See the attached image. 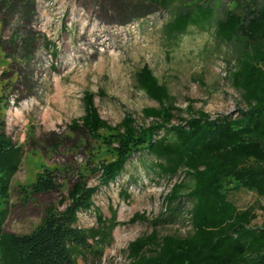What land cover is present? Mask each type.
Wrapping results in <instances>:
<instances>
[{"label": "rangeland", "instance_id": "374dc122", "mask_svg": "<svg viewBox=\"0 0 264 264\" xmlns=\"http://www.w3.org/2000/svg\"><path fill=\"white\" fill-rule=\"evenodd\" d=\"M166 1L164 8L151 0H0V92L6 100L0 101V126L23 153L5 231L30 234L47 208L56 209L61 195L81 179L96 192L94 207L77 212L78 225H97L98 212L111 220L78 264H127L128 241L152 229L150 222L132 218L166 213L164 195L178 177L156 173L150 168L153 157L142 152L131 155L117 178L103 184L101 172L93 169L102 160H114L111 147L102 135L94 139L68 127L83 114L85 93L108 123L114 125L131 112L138 124L147 125L150 119L142 109L157 103L136 85L135 72L148 65L181 108L216 117L244 106L230 76L243 43L215 35L216 20L235 0ZM191 2L208 4L216 17L170 36L167 21ZM46 180L55 188L38 191L36 184ZM231 198L240 208L264 205V198L247 190ZM183 216L185 212L157 227L161 233L179 229L184 234L189 225ZM262 217L259 210L256 222Z\"/></svg>", "mask_w": 264, "mask_h": 264}, {"label": "trees", "instance_id": "16d2710c", "mask_svg": "<svg viewBox=\"0 0 264 264\" xmlns=\"http://www.w3.org/2000/svg\"><path fill=\"white\" fill-rule=\"evenodd\" d=\"M151 1L167 7L166 0ZM182 6L165 26L172 37L216 17L208 4L191 2ZM215 35L226 42L243 43L230 71L231 82L240 91L244 104L234 113L211 117L202 109L179 107L167 85L148 65H143L135 72L136 85L157 103L142 109L149 124H138L131 112L114 125L108 123L86 92L83 114L68 125L86 131L94 139L102 135L100 139L111 147L114 160H102L93 169L101 172L105 185L124 170L131 155L142 152L153 157L150 168L156 173L169 179L178 177L164 195L166 213L152 219L137 213L132 218L150 222L152 229L128 241L127 264H264V217L256 222L264 205L240 208L231 198L232 193L241 190L264 198V1L259 4L258 0H235L216 20ZM52 51L55 55L56 50ZM3 96L0 92V101L5 103ZM2 128L0 264H78L91 241L102 238V227L111 220L98 212L97 225L85 228L77 223L78 211L94 207L92 196L96 189L86 187L79 179L61 195L56 209L47 208L30 234L5 231L12 182L23 153ZM54 185L46 180L37 183L36 188L48 191ZM124 197H128L125 192ZM60 206L63 207L59 209ZM183 212V222L189 225L184 234L179 229L160 232V222Z\"/></svg>", "mask_w": 264, "mask_h": 264}]
</instances>
